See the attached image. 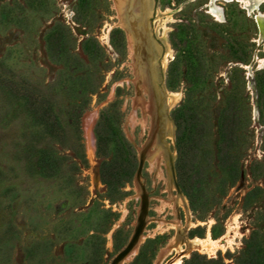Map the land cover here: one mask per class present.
I'll return each mask as SVG.
<instances>
[{"label": "rangeland", "instance_id": "obj_1", "mask_svg": "<svg viewBox=\"0 0 264 264\" xmlns=\"http://www.w3.org/2000/svg\"><path fill=\"white\" fill-rule=\"evenodd\" d=\"M210 1L150 0L141 19L143 0H127L125 20L143 23L132 46L115 0H0V264H172L178 244L208 231L233 248L191 249L178 264H264V67L255 62L264 44L240 3L218 2L217 20ZM158 9L174 11L164 72L146 41L163 46ZM190 83L203 126L181 169L173 116ZM166 90L181 94L168 112L173 140H162L158 120ZM43 102L60 134L40 121ZM112 106L137 161L146 155L123 192L100 175L95 130ZM219 119L228 123L223 138ZM43 150L60 161L56 173L43 170ZM169 151L181 194L169 185Z\"/></svg>", "mask_w": 264, "mask_h": 264}, {"label": "trees", "instance_id": "obj_2", "mask_svg": "<svg viewBox=\"0 0 264 264\" xmlns=\"http://www.w3.org/2000/svg\"><path fill=\"white\" fill-rule=\"evenodd\" d=\"M114 32H116V29L113 30ZM241 61L246 62V60ZM194 94L195 89L190 83V87L186 89L184 100L174 111L173 116L177 125V147L181 169L182 162H185L188 158V152L197 150L198 132L200 127L203 126L202 124L199 125L196 117V108L193 107ZM37 114L44 127L51 134L57 135L62 132L63 126L60 118L49 102H43L42 111L39 109ZM75 117L78 119L80 114L75 115ZM118 118V113H116L113 106L105 109L100 116L95 134L98 154L102 158L100 167L101 179L110 191L123 192L125 185L136 175L138 161L131 144L126 139L119 125ZM218 127L220 136L222 138L225 137L229 129L227 121L219 119ZM110 151H113L111 158ZM40 159L41 166L46 172L56 173L59 170L60 161L52 152L43 150ZM179 173L181 175V170ZM179 185L182 190L183 186L180 183ZM186 262L188 264L195 263L193 258Z\"/></svg>", "mask_w": 264, "mask_h": 264}, {"label": "bare ground", "instance_id": "obj_3", "mask_svg": "<svg viewBox=\"0 0 264 264\" xmlns=\"http://www.w3.org/2000/svg\"><path fill=\"white\" fill-rule=\"evenodd\" d=\"M220 1L238 2L247 11V14L256 16L255 20H256V23L259 25V29H260L258 42L259 44H264V12L260 11V8L264 5V0H211L210 3L207 4L206 8L208 12L217 20L223 19V11L218 6V2ZM115 2L121 14V23L124 26V29L126 30L128 34V40L130 44L133 46L134 43L136 42V38L138 39L139 33L142 31L141 28L143 27V23H139L138 25H136L137 24L136 21H135L136 23H134L135 25H133V21L128 23L125 20L128 15L126 13H123V9L125 7V4L127 3V0H115ZM149 2L150 0H143V5L141 6V14H140L141 19H144L145 10L146 8H148L147 6L150 5ZM157 11L158 13L156 15V18L159 23H158V26L156 27L155 35L159 34V30H163V32L160 33V38L162 40L163 46H158L155 43V41H153L151 37L148 35H147L148 39L146 41H148L150 45L151 55L154 57V59L157 58L158 52L159 54L162 53L161 59L159 58L160 59L159 66L164 71L166 69L169 57L172 56L171 46H170L168 39L166 38L168 29H167V26H165V24L171 19V14H173L174 11L171 9H167L166 11H161L160 9H158ZM109 31L105 35L106 44H109V35H108ZM255 62L258 63V65L260 66L259 67L260 69L264 67V59H261L255 56ZM150 67H151L150 73H151L153 89L157 95L158 93H157V88L155 87L156 85L154 83V80H155L154 79V68L152 67V63L150 64ZM180 97H181L180 93H172L167 90L165 91V104L164 105L167 109V112H169V110L173 106L176 105ZM158 109H159V106H158ZM158 114L160 115V110ZM163 121H165L163 131L165 133L166 139L173 140L175 136V126L173 122L171 121L168 115L166 116L165 119L163 118ZM168 167L170 168V163ZM172 184L173 182L169 181L170 187H173ZM175 202L177 205L184 207L188 215H191L190 209L188 207V201L184 196H181V195L177 196L175 198ZM193 227H195L193 222L189 221L186 227L187 231ZM208 245H212L211 246L212 248H209ZM177 248H178L177 254L179 255V258L174 260L172 264H178L180 259L183 258L185 255H187V252L191 249L198 250L203 254L215 255L217 251H220V250L225 251L226 249H232L233 246L232 245L226 246V244L224 243H219L218 240H213L211 238L210 231H208L206 238L201 239L198 237H194V238L187 237L184 244H178Z\"/></svg>", "mask_w": 264, "mask_h": 264}, {"label": "water", "instance_id": "obj_4", "mask_svg": "<svg viewBox=\"0 0 264 264\" xmlns=\"http://www.w3.org/2000/svg\"><path fill=\"white\" fill-rule=\"evenodd\" d=\"M155 9H156V7H155ZM144 27L146 28V23H144ZM258 29H259V25H258ZM259 33H260V29H259ZM161 71H163V70L161 69ZM156 86H158V85L156 84ZM159 108H160L159 110H160V115L161 116H160V119H158V120L160 122H163L164 125H165V121H163V118L165 119L166 116L168 115L167 109H166V107H165L164 104H161V105L159 104ZM162 140H166L165 139V133H164V131H163V135H162ZM138 161H139V164H138V169H137V172H136V176L135 177H136V179L139 180L141 178L142 170H143V167H144V164H145V161H146L145 152H142L138 156ZM175 162H176V157H174V155L169 151V163H170L171 179H172V182H173L174 187L176 188V191L179 194H181L182 193V190H181L180 185L178 183V176H177Z\"/></svg>", "mask_w": 264, "mask_h": 264}]
</instances>
